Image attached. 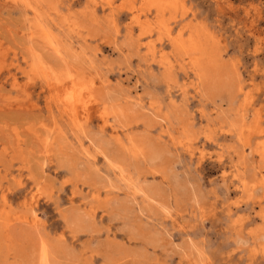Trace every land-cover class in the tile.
<instances>
[{
    "label": "rangeland",
    "instance_id": "1",
    "mask_svg": "<svg viewBox=\"0 0 264 264\" xmlns=\"http://www.w3.org/2000/svg\"><path fill=\"white\" fill-rule=\"evenodd\" d=\"M178 5L0 0V264H264V0ZM195 28L213 90L171 44ZM73 79L125 116L72 117Z\"/></svg>",
    "mask_w": 264,
    "mask_h": 264
},
{
    "label": "bare ground",
    "instance_id": "2",
    "mask_svg": "<svg viewBox=\"0 0 264 264\" xmlns=\"http://www.w3.org/2000/svg\"><path fill=\"white\" fill-rule=\"evenodd\" d=\"M147 3L151 6H153L157 11L159 12H165V11H169L170 9H173L175 8L176 6H179L178 5V2L179 0H146ZM183 1V0H181ZM181 4V3H180ZM148 6V5H147ZM181 6V5H180ZM101 7V6H100ZM150 7V6H149ZM183 7V6H182ZM153 8V9H154ZM149 11V10H148ZM177 19V18H176ZM164 21V20H163ZM163 21H159L158 24H159V28L160 29H165L166 33H169V30L165 27L166 24H164ZM75 28V27H73ZM97 28V27H96ZM204 29V28H203ZM149 31V30H148ZM148 31H147V34H148ZM207 31V30H206ZM49 34V33H48ZM52 34V33H51ZM50 34V36H51ZM169 35V34H168ZM206 35V33H205ZM54 36V35H53ZM55 40H56V37H54ZM207 38V37H206ZM205 38H203L202 34L200 33V29L196 31V28H195V31L192 33V35L190 36V38L187 40V41H184L182 40L181 37H178V38H175V39H171V44L173 45V47H175L176 49V52L183 55V56H193L192 57V61H193V65L199 69L200 71V76H201V79L203 81V83L205 84V86L207 88H209L210 90H213L214 88L216 89L217 86H220L221 84L224 83V79L223 78H219L217 73H212V70L211 67L214 65V63L218 60L217 57L214 55L212 49L210 47H208L209 43H208V40ZM53 41V40H52ZM59 42V41H58ZM110 43V42H109ZM60 48V46H59ZM63 48V47H61ZM66 51V50H65ZM64 52V51H63ZM49 60V59H48ZM57 63V62H56ZM61 64V63H60ZM162 64H164L165 66V77L166 79L169 78L171 75H170V69H171V66H170V63L167 62L166 58L163 57V61H162ZM36 63L34 64V67H35ZM52 65V64H51ZM64 66V65H63ZM32 67V68H34ZM40 67V66H39ZM62 67V66H61ZM34 69H37L34 68ZM54 69V68H53ZM61 69V68H60ZM70 69V68H69ZM38 70H40L38 68ZM47 70V69H46ZM55 71V70H54ZM68 71V70H67ZM43 72V71H42ZM50 73V72H48ZM212 73V75H211ZM222 73V72H221ZM43 74V73H42ZM69 75V73H68ZM220 76V75H219ZM63 77V76H62ZM71 77V76H70ZM221 77V76H220ZM50 79V78H49ZM59 79V78H57ZM54 82V81H53ZM66 83V82H65ZM94 83V82H93ZM56 84V83H55ZM61 85V84H60ZM69 85V84H68ZM72 88L69 89L67 92H66V96H65V101H66V104L68 105L69 107V110H70V113L72 114V117L73 115L75 114L74 112V107L78 106L76 105L81 99H82V95L83 93H87L90 98L92 99V102L94 104V107L96 108L97 112L99 113V117L105 122V124L109 123L110 122V119H112L111 117H114L116 120L117 119H121L122 117L125 116V111L122 107H120L118 105V103H116L115 101H113L112 103H109L108 101L104 100L102 98L103 93L106 91V90H103V93L102 96L100 97L99 94L97 95V91H94V88L90 86H87L86 84H84V82L81 80V79H73V84H71ZM97 86V85H96ZM65 87V86H64ZM67 88V87H66ZM65 88V89H66ZM231 88V87H230ZM12 90V89H11ZM20 91V90H19ZM239 91V89H238ZM9 92V91H8ZM16 92V91H15ZM107 92V91H106ZM206 92V90H205ZM63 93V92H62ZM110 92L108 93H105V94H109ZM112 93V92H111ZM61 95V94H60ZM111 95V94H110ZM113 96V95H112ZM111 96V98H112ZM121 96V95H120ZM119 96V97H120ZM63 97V96H62ZM61 97V98H62ZM86 97V96H85ZM84 97V98H85ZM108 97V95L104 98ZM110 97V96H109ZM118 97V98H119ZM117 99V98H115ZM61 100V99H60ZM118 100V99H117ZM121 100V99H120ZM60 103V102H59ZM120 103V102H119ZM87 107V106H86ZM66 110V108H65ZM68 110V109H67ZM66 110V111H67ZM90 110V109H89ZM77 111V110H76ZM130 111H133V110H130ZM87 115V114H86ZM97 115V114H96ZM76 116V115H75ZM67 117V116H66ZM86 118V117H85ZM87 119V118H86ZM121 125V123L119 124ZM116 127V126H115ZM236 130L239 131V135L241 137H243L244 139V143L245 145H249L250 144V141H251V136L253 135H258V134H261V130L258 128V126H254L252 127L251 129H248L246 130L244 126L240 125V124H237L235 126ZM186 131V129H184ZM43 131V130H42ZM248 132V134H247ZM117 140L119 141V138H117ZM264 143V142H263ZM143 145V144H142ZM141 145V146H142ZM41 146V145H40ZM140 145L137 146V145H134L132 147V150L131 152L135 155V156H139V155H145L144 153V148L141 147ZM262 146V145H261ZM156 149V148H155ZM154 149V150H155ZM42 150V149H41ZM148 151V149H146ZM156 151V150H155ZM158 152V151H156ZM256 152H258L261 157L263 158L264 160V145L262 146V148H260L259 150H257ZM108 156V155H107ZM161 154H156L155 155V152L154 154L152 153L151 155L148 156V160L149 162H155V160H157L158 158H160ZM41 157V156H40ZM140 157V156H139ZM162 158V157H161ZM143 161V160H142ZM147 161V160H145ZM148 162V161H147ZM148 162V163H149ZM163 162V161H162ZM120 163V162H119ZM114 164V163H113ZM150 164V163H149ZM161 164V162H160ZM116 165V164H115ZM126 165V164H125ZM152 165V164H151ZM158 165V164H157ZM117 166V165H116ZM161 166V165H160ZM156 167V165H155ZM119 168V167H118ZM120 171H122L121 167L119 168ZM126 171V170H125ZM158 173V171H157ZM145 184V183H144ZM255 186H259V188H263L264 187V179H261L259 180L256 184L253 185V187ZM147 189V188H145ZM250 189V188H249ZM137 192H139L137 190ZM145 192V191H144ZM147 193V192H146ZM152 193V192H151ZM53 195V194H52ZM152 195V194H151ZM149 196V195H148ZM153 196H154V193H153ZM86 218V217H85ZM23 222V221H22ZM21 222V223H22ZM111 222V221H110ZM27 223V222H26ZM36 223V222H35ZM25 224V221L24 223ZM29 225V223L27 224ZM9 226V225H8ZM14 227V224L12 225ZM32 226V224H31ZM37 227V226H35ZM39 228V227H38ZM10 231V230H9ZM152 235V234H150ZM148 238V237H147ZM167 238V237H166ZM146 240V239H145ZM148 241V240H146ZM160 241H163L162 239ZM159 241V243H160ZM42 243V242H41ZM164 243V242H163ZM46 244V243H45ZM155 244V243H154ZM156 245H160V244H156ZM50 250V249H49ZM42 253V252H41ZM51 253V252H50ZM53 254V253H52ZM42 256L39 257L40 259V264H48L49 263V259L47 258V254L46 252L44 251L42 254ZM49 255V254H48ZM50 256V255H49ZM52 257V256H50ZM54 260V258H51ZM57 263L59 264V262L57 261ZM56 263V264H57ZM54 264V263H53Z\"/></svg>",
    "mask_w": 264,
    "mask_h": 264
}]
</instances>
